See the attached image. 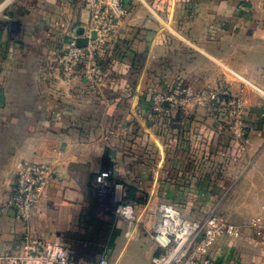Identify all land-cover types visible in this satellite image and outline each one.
<instances>
[{
	"label": "crops",
	"instance_id": "obj_1",
	"mask_svg": "<svg viewBox=\"0 0 264 264\" xmlns=\"http://www.w3.org/2000/svg\"><path fill=\"white\" fill-rule=\"evenodd\" d=\"M124 2L115 50L91 83L63 78L59 63L89 27L82 0H0V253L29 235L92 264H154L155 221L168 203L194 220L217 207L241 228L210 259L264 264V0ZM177 81L239 97L245 138L210 107L155 115L152 94ZM23 163L55 171L28 221L8 206ZM104 169L147 198L133 203L129 236L94 191Z\"/></svg>",
	"mask_w": 264,
	"mask_h": 264
},
{
	"label": "built area",
	"instance_id": "obj_2",
	"mask_svg": "<svg viewBox=\"0 0 264 264\" xmlns=\"http://www.w3.org/2000/svg\"><path fill=\"white\" fill-rule=\"evenodd\" d=\"M89 15V27L83 37L88 38L85 47L77 46L75 33L66 43L59 57L61 75L73 79L78 75L91 83L97 81L98 63L112 56L116 47L118 29L127 15L124 0H82ZM95 32V39L91 33ZM155 115H169L189 105L213 108L223 116L233 135L245 138V108L242 100L234 96L227 87H205L194 89L177 81L169 88L156 90L151 96ZM55 171L48 163H23L17 171L8 206L18 219L28 221L37 203L53 181ZM120 187V188H119ZM95 193L104 201L105 209L112 210L124 223L125 234L131 235L137 216L134 202L129 199L126 186L114 179L111 170H102L95 178ZM142 202L147 198L136 193ZM159 220L153 239L159 249L154 264H218L209 258L216 242L223 237L238 238L241 228L222 217L217 207L199 219H189L174 204H161ZM251 225L260 227L257 217ZM0 264H92L77 259L72 252L56 241L27 235L18 250L0 253ZM97 264H109L102 256Z\"/></svg>",
	"mask_w": 264,
	"mask_h": 264
},
{
	"label": "water",
	"instance_id": "obj_3",
	"mask_svg": "<svg viewBox=\"0 0 264 264\" xmlns=\"http://www.w3.org/2000/svg\"><path fill=\"white\" fill-rule=\"evenodd\" d=\"M75 35L77 36V46L79 47H85L87 42H88V38L86 37H80L81 36V32L76 31ZM96 37V33L92 32L91 33V39H95ZM104 170H110V169H104ZM108 211H112L111 209Z\"/></svg>",
	"mask_w": 264,
	"mask_h": 264
},
{
	"label": "trees",
	"instance_id": "obj_4",
	"mask_svg": "<svg viewBox=\"0 0 264 264\" xmlns=\"http://www.w3.org/2000/svg\"><path fill=\"white\" fill-rule=\"evenodd\" d=\"M129 199L134 203H140L139 198L136 197L137 190L133 189L132 187H127Z\"/></svg>",
	"mask_w": 264,
	"mask_h": 264
},
{
	"label": "rangeland",
	"instance_id": "obj_5",
	"mask_svg": "<svg viewBox=\"0 0 264 264\" xmlns=\"http://www.w3.org/2000/svg\"><path fill=\"white\" fill-rule=\"evenodd\" d=\"M99 200H100L99 202L105 207V205H104V201L101 200V199H99ZM104 207H102V208H103V212L106 210ZM107 212H108V214H111L110 217L113 218V220L116 219V216L113 214L112 211H108V210H107ZM104 213H105V212H104ZM112 214H113V215H112ZM183 215H184L185 217H187V216L185 215V213H183ZM204 215H205V214H204ZM204 215H203V216H204ZM136 216H137V214H136ZM158 220H159V215H157V217H156L155 226L157 225Z\"/></svg>",
	"mask_w": 264,
	"mask_h": 264
},
{
	"label": "bare ground",
	"instance_id": "obj_6",
	"mask_svg": "<svg viewBox=\"0 0 264 264\" xmlns=\"http://www.w3.org/2000/svg\"><path fill=\"white\" fill-rule=\"evenodd\" d=\"M120 188V187H119Z\"/></svg>",
	"mask_w": 264,
	"mask_h": 264
}]
</instances>
